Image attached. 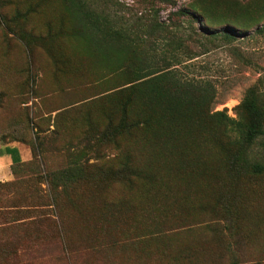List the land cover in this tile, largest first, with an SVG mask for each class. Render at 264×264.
I'll return each instance as SVG.
<instances>
[{"label": "trees", "instance_id": "obj_1", "mask_svg": "<svg viewBox=\"0 0 264 264\" xmlns=\"http://www.w3.org/2000/svg\"><path fill=\"white\" fill-rule=\"evenodd\" d=\"M56 1L63 17L48 21L46 31L40 33L28 30L42 8L39 3L0 0V8L6 4L15 7L12 15L2 14L1 18L21 40L29 71L35 51L44 50L55 66L56 84L58 75L83 64L101 93L110 91L103 94L111 103L94 114L87 112L80 131L71 135L76 126L67 118L76 109L74 104L44 110L51 102L40 95L43 106L31 111L25 108L26 128L34 140L32 157L40 158L42 165L48 153L62 155L65 160L56 169L47 170L44 165L43 173L36 175L47 185L58 235L62 237L58 211L62 193L78 210V204L92 191L104 195L108 188L121 185L134 197H141L148 219L158 222L173 212L166 206V197L171 204L175 197H184L185 206H192L189 201L198 191L197 178L219 185L215 194L205 199L212 202L216 219L229 223L228 227L250 222L246 205L255 199V184L264 183L263 94L255 85L248 88L235 117L228 115L227 109L213 111L217 89L212 80L185 75L176 66L197 56L187 43L194 39L193 32L205 40L230 42L238 38L237 32L257 26L255 33L264 35V0L192 1L190 7L196 14L191 13L190 26L203 22L209 29L200 27L197 32L194 25L192 31L182 34L153 20L131 23L98 0ZM216 24L226 27L213 28ZM29 77L22 87L36 94L38 76ZM19 164L20 159L15 160V173ZM169 181L175 182L173 190L168 188ZM102 201L103 212L113 214L123 205L127 207L104 196Z\"/></svg>", "mask_w": 264, "mask_h": 264}, {"label": "rangeland", "instance_id": "obj_2", "mask_svg": "<svg viewBox=\"0 0 264 264\" xmlns=\"http://www.w3.org/2000/svg\"><path fill=\"white\" fill-rule=\"evenodd\" d=\"M98 1L103 6L108 4L114 13L131 23L153 20L181 34L187 29L192 31L194 25L197 32L200 27L209 29L203 22L195 21L190 26L191 13H195L190 3L195 0ZM28 2L42 5L33 16L32 26H38L29 25L28 30L46 31L48 21L63 17L56 0ZM14 8L11 4L0 8V143H18L30 159L17 166L14 179L0 182L16 181L15 185H0V264H264V183L255 184V199L246 205L251 221L229 227L226 226L229 223L216 219L212 202L205 201L215 194L219 185L207 183L203 178H197L198 191L189 201L192 206H185L183 196L175 197L174 204L166 197V206L173 212L158 222L148 219L143 199L134 197L121 185L108 188L104 195L92 191L89 198L78 204V210L62 193L58 209L62 237L58 235L47 185L36 175L43 173L44 165L47 170L56 169L65 160L62 155L48 153L42 165L40 158L32 157L34 140L26 128L25 108L28 106L31 111L39 104L43 106L40 95L51 102L44 110L74 104L76 109L67 118L76 126L69 132L71 135L80 131L87 112L94 114L111 103L104 95L110 91L101 93L97 80L88 75L83 64L58 75L56 84L55 66L44 50L35 51L29 71L21 40L10 32L7 24H11L3 23L1 18L2 14L12 15ZM183 9L189 13L182 14ZM256 28L237 32L238 38L230 42L221 38L205 40L197 32L192 33L194 39L187 41L197 56L184 62L191 64L189 67L184 64L176 67L185 75L212 80L217 89L213 111L227 109L228 115L235 117L237 105L253 85L262 92L264 100V35L255 33ZM58 42L63 43L62 39ZM203 42L205 46H201ZM30 74L38 76L36 94L22 87L27 85ZM167 185L173 190L175 182L169 181ZM103 196L127 207L123 205L113 214L109 210L103 212L100 207Z\"/></svg>", "mask_w": 264, "mask_h": 264}, {"label": "crops", "instance_id": "obj_3", "mask_svg": "<svg viewBox=\"0 0 264 264\" xmlns=\"http://www.w3.org/2000/svg\"><path fill=\"white\" fill-rule=\"evenodd\" d=\"M19 159L21 162H25L30 157L18 143H0V182L14 179L13 165L15 160Z\"/></svg>", "mask_w": 264, "mask_h": 264}]
</instances>
